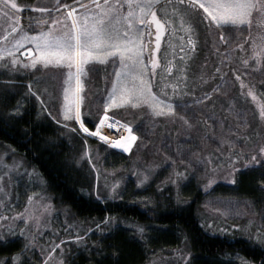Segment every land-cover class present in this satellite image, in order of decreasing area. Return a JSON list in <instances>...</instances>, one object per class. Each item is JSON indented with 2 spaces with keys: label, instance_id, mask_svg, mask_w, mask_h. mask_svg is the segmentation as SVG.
<instances>
[{
  "label": "rangeland",
  "instance_id": "1",
  "mask_svg": "<svg viewBox=\"0 0 264 264\" xmlns=\"http://www.w3.org/2000/svg\"><path fill=\"white\" fill-rule=\"evenodd\" d=\"M65 3L72 5L73 0H34L30 6L23 5L17 13L21 17L20 25L30 34L50 27L60 30V25L39 22L56 16L53 9ZM41 8L49 11L41 12ZM154 8L157 16L167 23L160 49L155 54L158 66L152 90L161 100L172 104L175 111L157 116L147 104L108 109L110 117L130 123L137 135L129 152L111 146L99 136L84 133L79 122L64 120L66 68L39 64L37 68H24L21 63L13 66L12 57H3L0 74L3 71L18 76L32 73L28 84H32L40 97L37 99L34 95L41 113L66 127L68 132L94 141L82 139L83 150L79 156V161L86 163L93 176L90 188L83 191L85 196L125 200L150 209L157 201L153 199L155 193L169 189L173 199L164 201L181 206L189 200L184 192L191 193L188 187L185 190L182 187L192 183L203 194L196 214L206 233L237 236L264 250V242L257 238L264 237V192L257 187L264 188V153L259 152L264 147V11H253L254 23L250 26L221 28L210 24L204 19L203 9L191 7L187 0L183 5L179 0H157ZM123 10L127 11V5ZM66 11L59 9L61 15ZM11 24L10 15L0 13V36H6L0 39V49L11 47L7 41L16 35L10 32ZM221 32L225 39H221ZM189 38L195 50L188 44ZM29 46L34 49V45L25 43L14 53L19 61L30 63L31 59L20 56L21 50ZM36 54L33 51V56ZM167 65L171 66L170 72ZM91 67L92 71L81 76L84 85L81 113L82 119L93 124L95 130L104 114L103 101L111 90L115 74L111 63L97 62ZM237 75L240 80L236 79ZM74 83L73 80V86ZM26 90L33 94L29 86ZM19 104L21 107L24 102ZM101 131L110 139L115 138L114 130L107 125ZM122 134L127 135L126 130ZM254 155L256 160L252 159ZM0 158V216L7 217L0 220V246L10 243L19 246L14 252L0 255L2 264H70L80 255L87 259L86 264H91L93 256L98 258L104 253L101 239L117 228L132 231L134 238L141 242L154 228H166L116 217L100 221L78 219L68 208L54 204L38 171L28 166L10 146L0 145ZM145 174L148 179L141 183ZM241 174L243 188L256 196L235 191ZM209 176H214L215 182L206 188ZM29 196L33 197L31 202ZM16 213L22 215L17 217ZM25 217H29L27 223ZM176 235L175 246L149 253L143 264H190L186 238L177 232ZM77 236L79 240L75 239ZM224 260L252 264L239 255H230Z\"/></svg>",
  "mask_w": 264,
  "mask_h": 264
},
{
  "label": "snow or ice",
  "instance_id": "2",
  "mask_svg": "<svg viewBox=\"0 0 264 264\" xmlns=\"http://www.w3.org/2000/svg\"><path fill=\"white\" fill-rule=\"evenodd\" d=\"M156 2L157 0H143V3H140L139 0H86V2L73 0L72 5L59 4L57 8L53 9L57 13L56 16L39 22L43 24L50 22L53 26L60 25V30L50 27L47 30L41 29L39 32L30 34L20 25V17L17 14L23 5L18 4L16 0H0V13H3L4 16L10 15L12 21L10 32L16 34L7 41L11 47L0 49V59L12 57L11 64L13 66L21 63L24 68H37L38 64L43 67L66 68L68 70V86L64 88V120L79 122L80 129L84 133L99 136L101 140L110 143L111 146L129 152L137 135L130 123L117 120L114 116L110 117L108 109L129 105L136 108L141 104H147L157 116L175 111L172 104L161 100L152 90L154 87L152 80L156 77L158 66L155 53L160 49L167 23L157 16L154 8ZM185 2L186 0H179L182 5ZM187 4L193 8L203 9L204 19L221 28L226 25L250 26L253 11H264V0H187ZM124 5H127L126 12L123 10ZM60 8L66 9V13L61 15ZM77 8L80 9L79 12ZM5 9L14 11L8 12ZM39 11L48 12L49 9L41 8ZM220 35L221 39L226 38L223 32ZM0 39H6V36H0ZM187 42L195 50L192 39L189 38ZM25 43L34 45V49L29 46L25 50L30 56L33 51L37 53L32 56L30 63H23L14 55ZM180 51L184 52V49L181 48ZM145 52H147V58ZM97 62L111 63L115 80L112 81L111 90L103 101L104 114L96 123L95 130H92L86 126L82 119L81 93L84 85L81 76L85 72L92 71L91 66ZM244 63L247 64V60ZM167 67L170 72L171 66L167 65ZM236 79L240 80V76L237 75ZM243 86V81H241V87L243 88ZM29 90L37 95V99H40L31 83ZM251 94L249 91V95ZM41 104H43L42 100ZM104 125L114 130L112 135L115 138L110 139L108 135L101 133V128ZM124 130L127 135L122 134ZM259 152L264 153V147H260ZM252 159L256 160V156L254 155ZM147 179L148 175L145 174L140 182L143 183ZM214 182L215 177L209 176L208 184L205 187L211 186ZM32 199V196L28 197L29 202ZM25 211H27V206ZM21 215V213H16L17 217ZM3 219H7V217L0 216V220ZM28 219L29 217H25V223ZM140 231L142 232L143 229ZM257 238L264 242V237L258 235ZM75 239L79 240L80 237L77 236Z\"/></svg>",
  "mask_w": 264,
  "mask_h": 264
},
{
  "label": "trees",
  "instance_id": "3",
  "mask_svg": "<svg viewBox=\"0 0 264 264\" xmlns=\"http://www.w3.org/2000/svg\"><path fill=\"white\" fill-rule=\"evenodd\" d=\"M17 1L30 6L34 0ZM32 78V73L18 76L3 71L0 74V83L3 82L0 85V145L10 146L28 166L35 168L54 204L68 208L78 219L100 221L105 217H116L139 224L166 227L154 228L143 242L136 240L132 231L117 228L101 239L100 246L104 253L98 258L93 256L91 264H143L149 253L175 246L178 240L176 232L186 238L191 255L190 264H236L224 260L230 255H239L252 264H264L262 248L237 236H211L203 230L196 214L203 194L192 183L182 187L183 190L188 187L191 193L182 190L189 200L181 206L164 201L172 198L169 189L155 193L153 199L157 201L150 209H142L125 200H100L92 194L85 196L83 191L90 188L93 176L86 163L79 161V156L83 150L82 139L89 143L94 141L68 132L66 127L59 126L41 113L36 97L26 90ZM21 101L24 104L20 107ZM84 122L87 127L94 129L93 124L86 120ZM73 127L76 128L75 124ZM255 178L254 175L252 186ZM243 182L241 174L236 180L235 191L249 197L256 196L243 188ZM257 187L264 192L262 185ZM18 249V243L0 246V255ZM86 260L80 255L70 264H86Z\"/></svg>",
  "mask_w": 264,
  "mask_h": 264
},
{
  "label": "built area",
  "instance_id": "4",
  "mask_svg": "<svg viewBox=\"0 0 264 264\" xmlns=\"http://www.w3.org/2000/svg\"><path fill=\"white\" fill-rule=\"evenodd\" d=\"M21 18V17H20ZM25 52L26 51H22L21 53H20V56L22 57V58H28V57H30V55H25ZM32 55V54H31Z\"/></svg>",
  "mask_w": 264,
  "mask_h": 264
},
{
  "label": "crops",
  "instance_id": "5",
  "mask_svg": "<svg viewBox=\"0 0 264 264\" xmlns=\"http://www.w3.org/2000/svg\"><path fill=\"white\" fill-rule=\"evenodd\" d=\"M166 17H167V16H166ZM166 17H165V18H166ZM167 18H168V19H170V18H172V17H171V16H169V17H167ZM252 22L254 23V21H253V20H252ZM251 24H252V23H251ZM248 26H249V25H248ZM24 49H26V48H24ZM24 49H22V50H24ZM22 50H21V51H22Z\"/></svg>",
  "mask_w": 264,
  "mask_h": 264
},
{
  "label": "bare ground",
  "instance_id": "6",
  "mask_svg": "<svg viewBox=\"0 0 264 264\" xmlns=\"http://www.w3.org/2000/svg\"><path fill=\"white\" fill-rule=\"evenodd\" d=\"M25 55H29L27 52H25ZM29 59H31V56H30V58Z\"/></svg>",
  "mask_w": 264,
  "mask_h": 264
},
{
  "label": "water",
  "instance_id": "7",
  "mask_svg": "<svg viewBox=\"0 0 264 264\" xmlns=\"http://www.w3.org/2000/svg\"><path fill=\"white\" fill-rule=\"evenodd\" d=\"M153 47H154V45H153ZM145 55H146V58H147V52H145Z\"/></svg>",
  "mask_w": 264,
  "mask_h": 264
},
{
  "label": "flooded vegetation",
  "instance_id": "8",
  "mask_svg": "<svg viewBox=\"0 0 264 264\" xmlns=\"http://www.w3.org/2000/svg\"><path fill=\"white\" fill-rule=\"evenodd\" d=\"M163 37H164V36H163ZM163 37H162V39H161V42H162V40H163ZM153 39H154V38H153ZM156 53H157V52H156ZM156 53H155V54H156Z\"/></svg>",
  "mask_w": 264,
  "mask_h": 264
}]
</instances>
